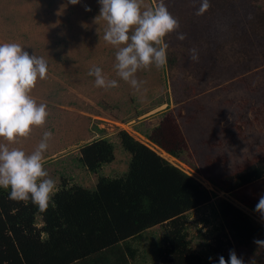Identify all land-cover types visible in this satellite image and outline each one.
<instances>
[{"label": "rangeland", "instance_id": "obj_1", "mask_svg": "<svg viewBox=\"0 0 264 264\" xmlns=\"http://www.w3.org/2000/svg\"><path fill=\"white\" fill-rule=\"evenodd\" d=\"M144 2L155 7L159 0ZM164 3L187 38L179 41L178 33L165 38L167 66L138 71L137 78L147 83L146 91L136 92L118 77L116 49L102 39L107 24L96 20L99 0H80L76 5L69 0H0V43H20L49 65L47 77L38 80L31 93L38 103L47 105V122L9 146L30 154L43 132L51 131L44 166L57 188L64 178L69 185L94 189L98 176L77 165L82 146L102 136L99 130H104L114 143L115 161L104 165L98 175L120 177L127 171L130 156L117 133L124 130L145 143L140 131L151 130L170 117L185 140L186 151L180 163L169 161L264 227V217L242 201L252 194L264 195V177L226 193L204 176L218 182L252 160H264V0H209L211 6L203 15H196L200 0ZM193 48L198 61L190 58ZM93 66L116 79L119 87H96L95 77L88 75ZM217 206L213 197L187 214L193 247L206 259V244L221 223ZM150 231L135 246L138 264L157 261L164 231L162 227ZM231 250L245 264H264V247L250 251L232 245L227 252ZM211 259L213 263L215 257Z\"/></svg>", "mask_w": 264, "mask_h": 264}, {"label": "trees", "instance_id": "obj_2", "mask_svg": "<svg viewBox=\"0 0 264 264\" xmlns=\"http://www.w3.org/2000/svg\"><path fill=\"white\" fill-rule=\"evenodd\" d=\"M99 132L103 135L82 146L77 159L82 170L98 176L94 189L69 185L63 178L54 206L43 213L31 200L12 201L10 190L0 189V264H138L135 246L156 227L164 232L155 264H219L221 256L229 259V246L255 250L253 241L264 237V227L124 130L117 138L130 156L127 171L116 178L98 175L115 161L114 143L104 130ZM140 133L173 158L181 160L186 151L170 117ZM204 176L218 190L231 193L262 179L264 160H252L218 182ZM213 197L221 223L206 244V259L193 247L187 214ZM260 197L252 194L242 201L256 212Z\"/></svg>", "mask_w": 264, "mask_h": 264}, {"label": "clouds", "instance_id": "obj_3", "mask_svg": "<svg viewBox=\"0 0 264 264\" xmlns=\"http://www.w3.org/2000/svg\"><path fill=\"white\" fill-rule=\"evenodd\" d=\"M69 2L76 5L80 0ZM99 4L100 14L96 20L103 19L107 24L102 39L116 49L114 67L118 77L130 84L136 92L146 91L144 85L147 82L138 79L137 72L152 66L157 69L167 66L169 46L165 38L169 34L178 33L176 38L179 41L187 38L179 32L178 18L168 10L164 0H159L155 7L145 4L144 0H99ZM210 6L209 0H200L196 15H203ZM86 11H91V8L86 7ZM190 52V58L198 61L197 49L193 48ZM48 70L49 65L44 57L30 54L20 43H0V140L7 142L0 143V189L10 190L8 198L12 201L31 200L42 213L48 210L50 204L54 206L57 191L56 180L50 177L44 166L45 153L50 147L53 133L44 131L30 154L9 145L16 144L21 138H28L34 128L46 124L48 107L45 103H38L31 93L38 80L47 77ZM88 75L95 77L98 88L107 90L119 87L118 81L108 78L98 66H93ZM158 149L161 152L158 155L170 164V158L177 163L181 162ZM212 193L216 194V191ZM255 211L264 216V195L259 198ZM245 214L253 219L250 214ZM253 243L257 247H264V240L255 239ZM219 264L245 262L231 250L229 259L225 260L221 256Z\"/></svg>", "mask_w": 264, "mask_h": 264}, {"label": "built area", "instance_id": "obj_4", "mask_svg": "<svg viewBox=\"0 0 264 264\" xmlns=\"http://www.w3.org/2000/svg\"><path fill=\"white\" fill-rule=\"evenodd\" d=\"M145 145L147 146V147H149L152 151H154L155 153H157V154H159L160 155V153H159V149L155 146V145H153L152 143H150V142H148L146 139H145Z\"/></svg>", "mask_w": 264, "mask_h": 264}]
</instances>
